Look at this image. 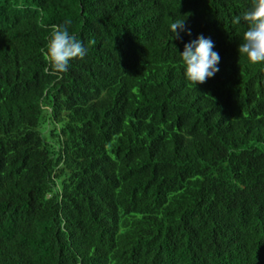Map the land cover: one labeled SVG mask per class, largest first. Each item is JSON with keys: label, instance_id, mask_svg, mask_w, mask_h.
Listing matches in <instances>:
<instances>
[{"label": "trees", "instance_id": "16d2710c", "mask_svg": "<svg viewBox=\"0 0 264 264\" xmlns=\"http://www.w3.org/2000/svg\"><path fill=\"white\" fill-rule=\"evenodd\" d=\"M252 7L0 0V264H264V63L238 50ZM63 24L86 55L53 74ZM201 34L219 71L195 85L181 53Z\"/></svg>", "mask_w": 264, "mask_h": 264}, {"label": "clouds", "instance_id": "9594fccd", "mask_svg": "<svg viewBox=\"0 0 264 264\" xmlns=\"http://www.w3.org/2000/svg\"><path fill=\"white\" fill-rule=\"evenodd\" d=\"M185 20L186 18L177 19L170 24L175 37L179 38L180 31L185 30ZM243 20L248 23L249 27L239 46V54L246 55L252 64L264 63V0H253V7L244 14ZM235 22L239 23L240 17H237ZM67 24H70V21ZM67 24L52 26L45 60L50 65L53 74L67 72L71 60L83 59L86 55L82 42L77 39L76 35L70 34ZM187 31L191 35V30ZM213 48V41L202 34L184 46L181 56L186 66L185 75L195 85L206 82L207 78L213 77L219 71L217 65L220 62V56L213 51ZM44 71L48 73L49 68L46 67Z\"/></svg>", "mask_w": 264, "mask_h": 264}]
</instances>
